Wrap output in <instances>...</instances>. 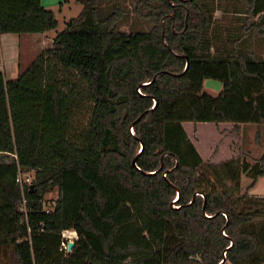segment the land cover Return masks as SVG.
Listing matches in <instances>:
<instances>
[{
    "label": "trees",
    "instance_id": "16d2710c",
    "mask_svg": "<svg viewBox=\"0 0 264 264\" xmlns=\"http://www.w3.org/2000/svg\"><path fill=\"white\" fill-rule=\"evenodd\" d=\"M76 1L51 48L15 80L0 71V247L14 264H264V197L242 193L243 175L250 188L264 177V151L204 162L183 127L264 125V58L239 52L244 37L214 56L204 0ZM57 27L42 0H0V36ZM31 171L35 194L17 183Z\"/></svg>",
    "mask_w": 264,
    "mask_h": 264
},
{
    "label": "rangeland",
    "instance_id": "374dc122",
    "mask_svg": "<svg viewBox=\"0 0 264 264\" xmlns=\"http://www.w3.org/2000/svg\"><path fill=\"white\" fill-rule=\"evenodd\" d=\"M126 1L130 7L133 5V0ZM247 1L204 0L205 4L208 6L211 14L213 15L212 31L215 35V39L212 54L214 56H220L225 51H232L233 48L236 47L234 45L235 42L238 39L244 37V41H242L238 46L239 52L247 58L249 57L250 53H253L260 59L264 58V47L261 41V34L264 31V13L259 14V16H252L248 14V7L246 5ZM44 7L53 11L58 20V27L47 34L48 36H52L54 39L58 34L66 29L70 20L79 16L82 10V5L76 0H44ZM257 7L259 10L263 9L264 0H259ZM122 31L129 33L131 29L129 26L124 25L122 27ZM13 35L14 34H4L0 36V51L2 49V52H4L3 58L7 63V66H14L16 62L18 64L16 57L19 46L16 45L15 42L17 40L15 41L16 37ZM2 52L1 55H3ZM26 55L30 54L26 53ZM26 55L22 54L23 60H27L28 56L27 58L24 57ZM222 87L223 85L219 81L208 79L204 82V91L213 96H217L221 92ZM78 118L82 124V122L87 121L88 115H84L82 111ZM184 127L188 137L194 143L201 157H203L205 161H209L212 159V157H217L220 153L221 155L219 158L224 159L228 156L231 150L235 156L239 153H237V151L240 149V143L238 142L239 140L236 138L230 139V134L235 133V129L231 128L232 126H229L227 123L194 124L187 122L185 123ZM223 145L225 150L223 149L221 152V147ZM250 154H254L253 156L255 157L262 156L258 155L256 151L253 153L250 152ZM218 159L216 161L213 159V162H211L215 164L218 162ZM4 160H6V155L0 154V162ZM250 163L253 164L252 161ZM31 175L34 178L36 177L35 172L31 171ZM246 177L247 176L245 175L242 177L243 194L245 191H247L248 184L252 182L251 179L247 180ZM249 192L252 195L264 194V177H261L255 187ZM58 196L59 192L56 188L45 195L44 200L46 202L47 208L54 204V202L58 199ZM14 262L15 259H8V256L5 253L0 255V264H14Z\"/></svg>",
    "mask_w": 264,
    "mask_h": 264
},
{
    "label": "crops",
    "instance_id": "0c3cea01",
    "mask_svg": "<svg viewBox=\"0 0 264 264\" xmlns=\"http://www.w3.org/2000/svg\"><path fill=\"white\" fill-rule=\"evenodd\" d=\"M42 4L44 6V0H42ZM49 32L43 33V34H26V35H15V43L19 46L18 53H17V61L14 66H7V63L4 61V52H2V49L0 51V69L1 72L4 73L7 80H15L18 78V76L23 73L27 68L30 66V64L38 57V55L46 50L52 47L54 38L52 36H48ZM14 36V35H13ZM261 41L263 43L264 47V31L261 34ZM1 43V41H0ZM26 50V51H25ZM1 52L3 55H1ZM26 53L30 55H26ZM22 54L26 55L24 57L27 58V60L22 59ZM223 88V87H222ZM218 89V88H217ZM205 90V89H204ZM219 90V89H218ZM195 124V123H194ZM229 126H232L231 128L235 129V133L230 134L231 138L238 139L240 143V149L237 151L238 155L235 156L233 151L231 150L228 156L224 159H220L219 156L221 153L214 158L216 161L218 159V162L215 164H221L226 161H229L234 158H245L248 162L255 163L258 159H260L261 156L255 157L254 154H250V152L256 151L258 155H262L264 151V125H258V124H241V125H234L231 123H227ZM185 123H183L184 127ZM185 128V127H184ZM248 141V143H247ZM243 146V148H242ZM221 152L223 151L224 145L221 147ZM253 150V151H252ZM203 158V157H202ZM255 159V160H254ZM204 160V158H203ZM204 162H208L204 160ZM213 162V161H212ZM244 176V175H243ZM246 179H250L246 177ZM260 179V178H259ZM258 179V181H259ZM246 180V181H247ZM244 181V180H243ZM257 181V182H258ZM244 184V183H243ZM257 184V183H256ZM250 184L247 186V191L244 193H248L249 196L254 197H264V194H256L252 195L250 194V190L254 187L250 188ZM6 254L8 256V259L14 258V252L11 246H4L0 247V255ZM15 259V258H14Z\"/></svg>",
    "mask_w": 264,
    "mask_h": 264
},
{
    "label": "built area",
    "instance_id": "2783aa9c",
    "mask_svg": "<svg viewBox=\"0 0 264 264\" xmlns=\"http://www.w3.org/2000/svg\"><path fill=\"white\" fill-rule=\"evenodd\" d=\"M1 71V69H0ZM34 172V171H32ZM35 178L31 175V172L28 173H23L20 172L18 177H17V183L24 188L25 186L30 187L33 184V181ZM44 208L46 213H51L53 212L54 204L47 208L45 200H43ZM22 211L26 212V197L25 194L23 193V203H22ZM44 228V226H42ZM78 234L75 230H66L62 232V242H61V251L65 253H71L68 249V244L69 242H76L78 240Z\"/></svg>",
    "mask_w": 264,
    "mask_h": 264
},
{
    "label": "water",
    "instance_id": "95a60500",
    "mask_svg": "<svg viewBox=\"0 0 264 264\" xmlns=\"http://www.w3.org/2000/svg\"><path fill=\"white\" fill-rule=\"evenodd\" d=\"M187 67H188V64H187ZM133 164L136 165V161L135 160H134ZM152 174H154V173H152ZM36 192H37V189H36L35 185H31L30 189H29V193L30 194H35ZM74 247H75V242H69L68 249H69L70 252L73 251Z\"/></svg>",
    "mask_w": 264,
    "mask_h": 264
}]
</instances>
